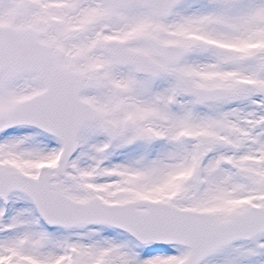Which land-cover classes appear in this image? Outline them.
I'll list each match as a JSON object with an SVG mask.
<instances>
[{
	"label": "snow or ice",
	"instance_id": "obj_1",
	"mask_svg": "<svg viewBox=\"0 0 264 264\" xmlns=\"http://www.w3.org/2000/svg\"><path fill=\"white\" fill-rule=\"evenodd\" d=\"M0 264H264V0H0Z\"/></svg>",
	"mask_w": 264,
	"mask_h": 264
}]
</instances>
